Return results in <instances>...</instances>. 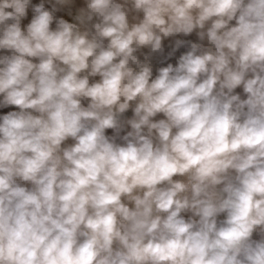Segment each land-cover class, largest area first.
<instances>
[{"label": "clouds", "instance_id": "9594fccd", "mask_svg": "<svg viewBox=\"0 0 264 264\" xmlns=\"http://www.w3.org/2000/svg\"><path fill=\"white\" fill-rule=\"evenodd\" d=\"M0 110V264H264V0H0Z\"/></svg>", "mask_w": 264, "mask_h": 264}, {"label": "rangeland", "instance_id": "374dc122", "mask_svg": "<svg viewBox=\"0 0 264 264\" xmlns=\"http://www.w3.org/2000/svg\"><path fill=\"white\" fill-rule=\"evenodd\" d=\"M193 39H194V37H193ZM0 111H6V110H0Z\"/></svg>", "mask_w": 264, "mask_h": 264}]
</instances>
